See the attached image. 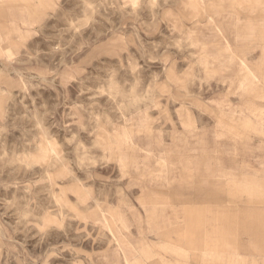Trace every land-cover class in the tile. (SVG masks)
Masks as SVG:
<instances>
[{
    "label": "rangeland",
    "instance_id": "1",
    "mask_svg": "<svg viewBox=\"0 0 264 264\" xmlns=\"http://www.w3.org/2000/svg\"><path fill=\"white\" fill-rule=\"evenodd\" d=\"M0 264H264V0H0Z\"/></svg>",
    "mask_w": 264,
    "mask_h": 264
}]
</instances>
